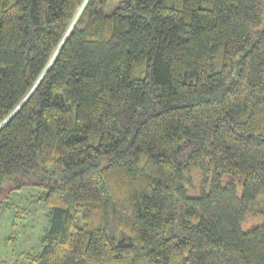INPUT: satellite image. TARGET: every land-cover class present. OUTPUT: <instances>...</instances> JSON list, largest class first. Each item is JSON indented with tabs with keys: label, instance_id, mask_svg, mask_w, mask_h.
Here are the masks:
<instances>
[{
	"label": "trees",
	"instance_id": "1",
	"mask_svg": "<svg viewBox=\"0 0 264 264\" xmlns=\"http://www.w3.org/2000/svg\"><path fill=\"white\" fill-rule=\"evenodd\" d=\"M25 187L28 264H264V0H0V226Z\"/></svg>",
	"mask_w": 264,
	"mask_h": 264
},
{
	"label": "rangeland",
	"instance_id": "2",
	"mask_svg": "<svg viewBox=\"0 0 264 264\" xmlns=\"http://www.w3.org/2000/svg\"><path fill=\"white\" fill-rule=\"evenodd\" d=\"M210 175L211 177L197 171L194 174V183L188 188L187 194L199 196L206 192L214 177L213 172ZM230 180L240 193L241 182L239 183L236 176L224 175L219 178L222 184ZM44 192L43 189L25 187L10 193L0 226V264H28L24 258L25 254L40 250V239L48 228L50 214V209L42 201ZM261 198L262 196H258L256 201ZM262 219L264 218L260 215L247 214L241 228L248 230L261 223Z\"/></svg>",
	"mask_w": 264,
	"mask_h": 264
}]
</instances>
